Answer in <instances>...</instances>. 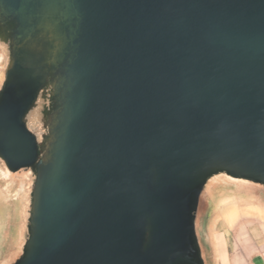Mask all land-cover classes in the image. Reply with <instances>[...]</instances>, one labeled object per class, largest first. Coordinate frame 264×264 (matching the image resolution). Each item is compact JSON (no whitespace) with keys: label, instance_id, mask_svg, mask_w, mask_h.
<instances>
[{"label":"water","instance_id":"1","mask_svg":"<svg viewBox=\"0 0 264 264\" xmlns=\"http://www.w3.org/2000/svg\"><path fill=\"white\" fill-rule=\"evenodd\" d=\"M238 200L264 0H0V264H222Z\"/></svg>","mask_w":264,"mask_h":264},{"label":"crops","instance_id":"2","mask_svg":"<svg viewBox=\"0 0 264 264\" xmlns=\"http://www.w3.org/2000/svg\"><path fill=\"white\" fill-rule=\"evenodd\" d=\"M237 210L234 209L227 214L222 223L218 246L219 258L222 264H264V223L258 222L257 230L253 232L236 230L233 235L235 240L233 246L235 247L232 250L229 249L226 228L231 227L235 219L234 215L238 213ZM246 224L245 221L240 228H245ZM238 243L240 246L236 248Z\"/></svg>","mask_w":264,"mask_h":264},{"label":"rangeland","instance_id":"3","mask_svg":"<svg viewBox=\"0 0 264 264\" xmlns=\"http://www.w3.org/2000/svg\"><path fill=\"white\" fill-rule=\"evenodd\" d=\"M239 201V200H238ZM237 201V202H238ZM239 206H237L236 210L238 213H236L235 219L233 220V223H231V227L226 228L227 236V243H228V247L230 250L233 249V247H235V245L233 246V242L234 240V232L238 229L244 230V231H256L257 227V223L261 222L264 223V207L260 206L259 204H256L254 202L251 201H239V203L237 204ZM247 222L246 227L245 228H240V226L244 223ZM240 246V244H236V248Z\"/></svg>","mask_w":264,"mask_h":264}]
</instances>
